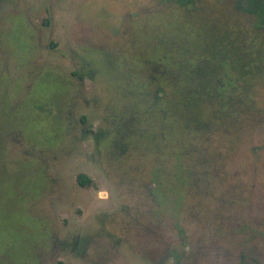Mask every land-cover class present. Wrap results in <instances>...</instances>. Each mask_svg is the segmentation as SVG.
I'll return each instance as SVG.
<instances>
[{
    "label": "rangeland",
    "instance_id": "obj_1",
    "mask_svg": "<svg viewBox=\"0 0 264 264\" xmlns=\"http://www.w3.org/2000/svg\"><path fill=\"white\" fill-rule=\"evenodd\" d=\"M263 5L0 0V264H264V34L243 9ZM248 30L262 71L234 113L166 94L188 77L167 51L239 53Z\"/></svg>",
    "mask_w": 264,
    "mask_h": 264
},
{
    "label": "trees",
    "instance_id": "obj_2",
    "mask_svg": "<svg viewBox=\"0 0 264 264\" xmlns=\"http://www.w3.org/2000/svg\"><path fill=\"white\" fill-rule=\"evenodd\" d=\"M240 1L242 2V0ZM180 3L183 4V0H180ZM243 9L247 10L248 13H251L255 17V23H252L251 27L256 30L259 29L257 30L258 32L260 30L263 31L261 34H264V5L258 7L246 6ZM250 33L249 30L245 31L247 37L253 39V41L249 40L251 42L248 44L247 41L243 40V44L238 49L239 53H236L237 49L234 47L235 44H229L227 41H224V46L218 45L219 48L213 50L210 48L197 49V52L193 55L192 62L186 60L184 55H173L171 50L167 51V53L159 59V65L166 69L165 72L172 74L179 72V74H181L180 77L187 75L188 77L179 78L177 82L174 79L171 84L172 86L167 84L166 86L168 88L166 89V94L171 88L173 91L180 82H185L186 84L190 83L196 87L193 93L194 101L200 103L203 101L207 103L209 100V103L212 104L213 107H216V109L220 108L217 109L218 114L226 113L228 115V113H232L235 106L248 100L246 95L250 93V89L253 91V88L257 85H254V83L260 79L257 75L262 71L259 62L263 59L262 57H264V55L261 57V51L259 52L256 47L259 44L261 45V40H259L261 35L259 36L258 33ZM174 47L178 46L173 45L171 49ZM152 63L156 62L152 61ZM164 63L165 65H163ZM175 63L181 67L179 71H174L171 68ZM166 78H162L161 81H165ZM214 80L217 81L216 91H213L214 86L211 83ZM164 83L166 84V82ZM180 92L187 94L191 93V88L186 89L182 87ZM206 93L210 95L208 98H206ZM195 118L197 119V117ZM77 181L82 187L91 188L95 184L86 174H80Z\"/></svg>",
    "mask_w": 264,
    "mask_h": 264
}]
</instances>
